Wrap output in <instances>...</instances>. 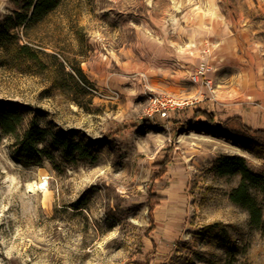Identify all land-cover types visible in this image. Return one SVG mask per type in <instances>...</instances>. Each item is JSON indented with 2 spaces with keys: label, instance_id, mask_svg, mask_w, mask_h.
<instances>
[{
  "label": "rangeland",
  "instance_id": "rangeland-1",
  "mask_svg": "<svg viewBox=\"0 0 264 264\" xmlns=\"http://www.w3.org/2000/svg\"><path fill=\"white\" fill-rule=\"evenodd\" d=\"M28 1L0 0V107L84 156L46 141L24 165L0 131V264H264V230L230 199L241 175L217 172L241 157L264 176V146L181 125L211 109L264 126V0H57L20 26ZM203 63L214 94L191 78ZM166 94L189 105L161 118Z\"/></svg>",
  "mask_w": 264,
  "mask_h": 264
},
{
  "label": "trees",
  "instance_id": "trees-1",
  "mask_svg": "<svg viewBox=\"0 0 264 264\" xmlns=\"http://www.w3.org/2000/svg\"><path fill=\"white\" fill-rule=\"evenodd\" d=\"M57 6V0H29L25 5V12L18 13V25H28L32 22L39 21L48 15ZM11 20V19H9ZM11 33L9 24L0 27V42L3 44L8 42ZM27 47L20 49L25 53ZM205 120V121H202ZM24 124L23 115L16 109L0 107V131L16 139L15 142V159L24 165H40L44 157L50 158L51 153L46 147L42 146L46 141H50L54 146L62 149L68 160H74L76 155L83 157L84 149L80 143H76L74 139H68L60 135L52 134L46 128L40 127L36 122L20 132ZM185 127L195 128L197 126L206 125L211 130H224L234 136L258 143L264 146V126L254 129L246 124L242 117L232 116L224 120H219L217 114L209 109H196L192 121H186L181 124ZM113 136L119 133L114 131ZM170 160L165 158L161 166L162 171L166 170V166ZM220 175H241L239 185L232 190L230 199L234 204L241 206L249 214V225L254 230H264V213L261 204L253 191L264 192V176L254 173L241 157H225L220 161L217 168ZM161 175H156L159 178ZM163 199L158 201L161 204ZM154 223V221H153ZM154 229V228H153Z\"/></svg>",
  "mask_w": 264,
  "mask_h": 264
},
{
  "label": "built area",
  "instance_id": "built-area-1",
  "mask_svg": "<svg viewBox=\"0 0 264 264\" xmlns=\"http://www.w3.org/2000/svg\"><path fill=\"white\" fill-rule=\"evenodd\" d=\"M210 69L209 65L203 63L197 68L191 78L195 83L199 84L201 88H206L211 94H214V83L207 77ZM151 101L153 103V110L159 113L161 118H168L172 111L182 109L189 105L188 101L171 94L151 97Z\"/></svg>",
  "mask_w": 264,
  "mask_h": 264
},
{
  "label": "bare ground",
  "instance_id": "bare-ground-1",
  "mask_svg": "<svg viewBox=\"0 0 264 264\" xmlns=\"http://www.w3.org/2000/svg\"><path fill=\"white\" fill-rule=\"evenodd\" d=\"M28 187L30 191H36V190L44 188V184L39 185V184L33 183V184H30Z\"/></svg>",
  "mask_w": 264,
  "mask_h": 264
},
{
  "label": "crops",
  "instance_id": "crops-1",
  "mask_svg": "<svg viewBox=\"0 0 264 264\" xmlns=\"http://www.w3.org/2000/svg\"><path fill=\"white\" fill-rule=\"evenodd\" d=\"M211 74L209 73V74H207V77L208 78H210L212 81H214V79L212 78V76H210ZM206 91V90H205ZM207 92V91H206ZM210 108V107H209ZM209 110H211V109H209ZM215 112V111H214ZM237 116V115H236ZM239 116V115H238ZM229 117H232V116H229ZM240 117H242V116H240ZM228 118V117H227ZM226 119V118H225ZM219 120H224V119H219Z\"/></svg>",
  "mask_w": 264,
  "mask_h": 264
}]
</instances>
